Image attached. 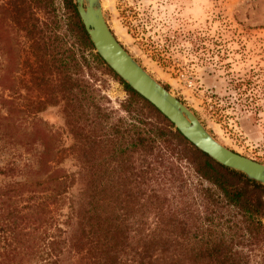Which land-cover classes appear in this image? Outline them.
<instances>
[{
  "label": "trees",
  "instance_id": "obj_1",
  "mask_svg": "<svg viewBox=\"0 0 264 264\" xmlns=\"http://www.w3.org/2000/svg\"><path fill=\"white\" fill-rule=\"evenodd\" d=\"M25 5L7 0L1 12L20 23ZM62 10L61 34L54 23L47 34L22 26L27 85L47 93L23 97L9 88L5 95L0 76V264H61L66 255L81 264H264V188L191 146L94 53L74 0H62ZM58 48L68 55L61 58ZM71 61L94 65L123 87L124 117L111 121L117 112L76 78ZM60 102L74 137L76 174L59 168L44 130L35 123L23 132L17 122L18 114L34 119ZM111 166L119 168L116 176ZM76 184L77 196L69 193ZM131 206L153 220L130 218Z\"/></svg>",
  "mask_w": 264,
  "mask_h": 264
},
{
  "label": "rangeland",
  "instance_id": "obj_2",
  "mask_svg": "<svg viewBox=\"0 0 264 264\" xmlns=\"http://www.w3.org/2000/svg\"><path fill=\"white\" fill-rule=\"evenodd\" d=\"M25 1L19 20L24 24L20 25L12 21L17 18L14 13L1 12L7 0H0V76L6 83L1 90L5 95H10V88L23 97H36L47 91L38 92L27 85L24 63L29 58V43L25 30L37 29L47 34L54 23L61 34L64 11L62 0ZM100 3L106 24L117 41L154 80L183 103L218 143L264 165V0ZM58 53L61 58L68 55L64 48H58ZM70 64L76 69L77 79L87 82L105 98L101 105L109 112H117L111 115V121L115 115L124 117L120 106L128 96L118 82L94 65L87 68L72 61ZM13 77L15 81L11 83L9 79ZM23 103L20 99L18 107L22 108ZM63 108L62 102L49 106L34 119L18 114L17 122L23 132L35 123L44 130L54 153L61 158L59 168L66 174H76L79 165L72 152L74 137ZM88 125V121L79 124L86 130ZM35 133L39 140L40 132ZM100 152L97 162L104 157ZM98 164L99 175L105 174L106 165ZM109 168L112 176L120 172L116 166ZM79 188L76 184L69 193L77 196ZM140 188L141 193H148L146 186ZM129 201L134 204L133 199ZM131 208L130 218L153 220V215L141 207ZM61 264L81 263L66 255Z\"/></svg>",
  "mask_w": 264,
  "mask_h": 264
},
{
  "label": "water",
  "instance_id": "obj_3",
  "mask_svg": "<svg viewBox=\"0 0 264 264\" xmlns=\"http://www.w3.org/2000/svg\"><path fill=\"white\" fill-rule=\"evenodd\" d=\"M94 53L126 86L153 106L191 146L216 164L264 188V165L218 143L195 115L154 80L121 46L104 19L100 0H74Z\"/></svg>",
  "mask_w": 264,
  "mask_h": 264
}]
</instances>
